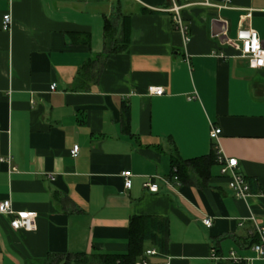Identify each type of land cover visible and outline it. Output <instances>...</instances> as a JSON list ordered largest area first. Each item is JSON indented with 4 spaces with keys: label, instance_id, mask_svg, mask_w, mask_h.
Returning a JSON list of instances; mask_svg holds the SVG:
<instances>
[{
    "label": "crops",
    "instance_id": "0c3cea01",
    "mask_svg": "<svg viewBox=\"0 0 264 264\" xmlns=\"http://www.w3.org/2000/svg\"><path fill=\"white\" fill-rule=\"evenodd\" d=\"M208 1L217 6L181 10L185 44L160 10L168 0H0V202L37 213L32 231L0 215V264L126 253L133 215L168 223L164 247L144 243L157 252H143L148 264H211L212 249L264 264L251 249L264 222V70L226 44L242 27L264 47V0ZM107 22L117 45L128 26L126 49L106 53ZM214 143L237 159L247 197L233 195L216 158L204 186L171 180L173 155H209ZM149 176L158 191L143 187Z\"/></svg>",
    "mask_w": 264,
    "mask_h": 264
},
{
    "label": "built area",
    "instance_id": "2783aa9c",
    "mask_svg": "<svg viewBox=\"0 0 264 264\" xmlns=\"http://www.w3.org/2000/svg\"><path fill=\"white\" fill-rule=\"evenodd\" d=\"M192 5L201 6H217L212 4L208 0H168V5L160 8L161 11H165L171 14V19L175 28L183 35V41L186 44L189 41L188 26L185 24L181 10L185 7ZM251 11L245 14V17H250ZM11 26L10 13H5L2 16L1 28L8 31ZM226 44L238 51V56L244 59L251 69L264 70V47L257 32L251 28H239L237 29L235 38H227ZM55 88V83L50 87L51 90ZM149 92L154 95H163V87H151ZM221 129L217 126L211 125L209 130V136L216 142ZM79 151L78 145H73L70 150V154L76 157ZM214 152L216 162L220 167V174L227 178V184L232 190L233 195L237 198H245L249 195V184L245 177L241 175L237 169V159L234 157H226L219 146L214 143ZM132 173L130 170H124L121 172L123 178V186L125 189L131 187ZM171 180L179 182L178 178L174 175ZM167 185L171 184L170 181L164 180ZM143 187L147 188L151 192L158 191V185L153 181V176H149L143 183ZM0 215L9 216V225L11 228L24 229L32 231L36 229L37 213L35 211H14L9 199H5L0 202ZM254 219V217H251ZM203 223L206 226H210L211 219H203ZM257 240L251 245L252 251L255 253V259L264 261V222L256 225ZM156 250L153 248L146 249L145 255H154ZM211 264H220L227 261L231 264H248L251 258L241 257L234 251H230L227 255L220 254L212 249L209 254ZM134 264H148L145 257L139 258Z\"/></svg>",
    "mask_w": 264,
    "mask_h": 264
},
{
    "label": "trees",
    "instance_id": "16d2710c",
    "mask_svg": "<svg viewBox=\"0 0 264 264\" xmlns=\"http://www.w3.org/2000/svg\"><path fill=\"white\" fill-rule=\"evenodd\" d=\"M106 53L111 54L126 49L129 42V28L123 25V36L117 45L115 28L105 24ZM90 64V63H89ZM88 65V64H87ZM125 129L128 127V107L122 106ZM215 162V152L195 158L183 159L173 155L171 159V175L178 178L181 184L204 186L210 176V167ZM250 186V182H248ZM250 188V187H249ZM168 223L166 219L151 216L133 215L129 222L128 250L123 254H67L62 264L85 263V264H134L144 252V243L150 242L162 248L166 245ZM257 240V238H256ZM255 240V241H256Z\"/></svg>",
    "mask_w": 264,
    "mask_h": 264
}]
</instances>
